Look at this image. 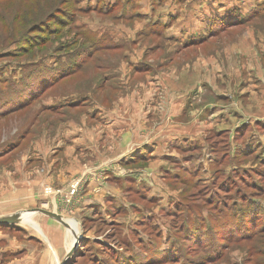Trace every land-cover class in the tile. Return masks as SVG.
Masks as SVG:
<instances>
[{
    "label": "rangeland",
    "instance_id": "obj_1",
    "mask_svg": "<svg viewBox=\"0 0 264 264\" xmlns=\"http://www.w3.org/2000/svg\"><path fill=\"white\" fill-rule=\"evenodd\" d=\"M163 84L190 96L170 122L189 130L109 166L104 205L82 210L80 177L45 188L51 244L4 172L34 182L67 122ZM14 215L0 264H264V0H0V220Z\"/></svg>",
    "mask_w": 264,
    "mask_h": 264
},
{
    "label": "crops",
    "instance_id": "obj_2",
    "mask_svg": "<svg viewBox=\"0 0 264 264\" xmlns=\"http://www.w3.org/2000/svg\"><path fill=\"white\" fill-rule=\"evenodd\" d=\"M164 84V88H159L162 93L148 92V87L144 85L140 88L142 91L134 86L132 88L136 91L134 96L133 94L131 96H115L113 105L107 111L97 103L96 109H99L97 110V119L89 117L84 120L81 118L78 122L73 120L67 122L64 128H60L57 133V135L59 132L60 135L62 134L63 143L59 152L52 161H45L46 168L36 177L38 179L34 178L35 181L31 183L26 177H23L22 174L26 172L25 164H21L22 167L18 168L16 172L14 169L6 171L7 174L4 172L2 177L5 181L3 183L6 187H11L8 189L10 192L6 193L14 198L19 196L22 199L21 202L28 204V208L24 212L29 213L28 218L33 219L30 211L38 209L36 207L38 205L44 206V208L48 207L51 212L58 213L59 200L57 196L54 194L50 197L44 195L45 188H64V191H68L69 185L80 177L84 181L82 188L79 189L82 210L89 211L96 205H104V199L112 196L109 193H115L112 186L106 184V181L122 176L116 174L112 169L109 170V166L121 165L123 161L129 163L133 162L135 158L153 155L157 141L166 140L164 142L169 143L171 132L181 133L189 130L179 126V123H174L178 125L174 126L175 130H171L170 122L173 117L177 115V118L179 117L178 112L182 106H185V102L190 96H157L158 94L167 95V91H165L167 87ZM172 110L177 111V114L170 113ZM156 122L157 125L160 122L161 124L154 129ZM182 124L185 126V123ZM163 133H166L165 138L162 136ZM99 135L100 140H98ZM105 139L107 145L103 142ZM103 165L107 166L103 167ZM154 174H156L155 171L150 167L145 178L149 175L154 176ZM15 175H22L26 181L19 180L20 177L13 178ZM24 187L32 188L33 193H23ZM23 195L24 197H22ZM40 215L39 219H44V221L38 222L39 224H34L32 221L31 226L38 229L43 236H47L51 244L57 243L56 235L58 234L52 231L51 218ZM27 221L29 222V219ZM72 224L76 227L74 222ZM41 228L46 230V232L44 231L46 235Z\"/></svg>",
    "mask_w": 264,
    "mask_h": 264
},
{
    "label": "water",
    "instance_id": "obj_3",
    "mask_svg": "<svg viewBox=\"0 0 264 264\" xmlns=\"http://www.w3.org/2000/svg\"><path fill=\"white\" fill-rule=\"evenodd\" d=\"M30 212H32V213H40V214L46 215V216H48V217H50L52 219H55V220L60 221V222L63 223V220H62L61 216L57 215L55 213L47 212V211H44L42 209H35V210H31ZM17 218H18V215H14V216H11V217L6 218V219H1L0 220V224L11 223V222L15 221ZM69 258H70V255L67 256V258L62 262V264H67Z\"/></svg>",
    "mask_w": 264,
    "mask_h": 264
},
{
    "label": "bare ground",
    "instance_id": "obj_4",
    "mask_svg": "<svg viewBox=\"0 0 264 264\" xmlns=\"http://www.w3.org/2000/svg\"><path fill=\"white\" fill-rule=\"evenodd\" d=\"M74 226V225H73ZM73 229H76V228H74V227H72ZM76 231V230H75Z\"/></svg>",
    "mask_w": 264,
    "mask_h": 264
},
{
    "label": "trees",
    "instance_id": "obj_5",
    "mask_svg": "<svg viewBox=\"0 0 264 264\" xmlns=\"http://www.w3.org/2000/svg\"><path fill=\"white\" fill-rule=\"evenodd\" d=\"M67 75V74H66Z\"/></svg>",
    "mask_w": 264,
    "mask_h": 264
}]
</instances>
